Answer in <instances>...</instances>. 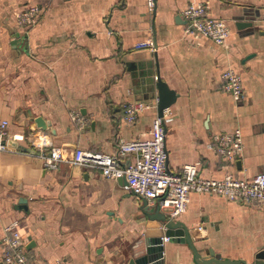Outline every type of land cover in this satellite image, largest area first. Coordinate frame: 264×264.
I'll use <instances>...</instances> for the list:
<instances>
[{
    "label": "crops",
    "instance_id": "1",
    "mask_svg": "<svg viewBox=\"0 0 264 264\" xmlns=\"http://www.w3.org/2000/svg\"><path fill=\"white\" fill-rule=\"evenodd\" d=\"M197 1L0 0V123L8 121L15 148L0 150V264L14 220L29 264H138V242L154 224L140 196L95 168L48 167L39 152L115 153L122 139L148 136L157 115L156 61L178 93L168 107V169L198 162L207 178L264 170V0H205L229 25L224 44L185 31L181 10ZM31 4L37 22L20 24L18 13ZM241 17L251 25L237 27ZM147 40L151 47H135ZM226 68L241 76L240 98L223 86ZM135 100L147 106L127 121L124 105ZM38 115L47 129L36 126ZM236 128L244 145L228 162L211 144ZM176 218L203 255L211 247L250 258L264 247V205L192 192ZM162 249L161 264H198L187 243L165 239Z\"/></svg>",
    "mask_w": 264,
    "mask_h": 264
},
{
    "label": "built area",
    "instance_id": "2",
    "mask_svg": "<svg viewBox=\"0 0 264 264\" xmlns=\"http://www.w3.org/2000/svg\"><path fill=\"white\" fill-rule=\"evenodd\" d=\"M149 4L153 5L154 0H149ZM38 14L37 4H31L18 13L19 23L32 25L37 22ZM181 15L185 20L187 33L203 34L219 44L226 42L230 33L229 25L224 18L210 13L205 0L188 4L181 10ZM148 46H152L151 40L135 44L136 48ZM222 78L224 88L235 98H240L243 93L240 74L233 68H226ZM145 106L147 104L139 100L126 103L125 120H135ZM169 118L167 107L162 116L157 114L154 117L148 136L122 139L115 153L76 148L70 156L66 155L63 147L53 146L49 152L40 149L39 155L48 167H56L61 161H69L95 168L110 178L124 176V186L128 191L147 198L150 205L158 203L164 212L174 218L186 210L192 192L218 194L231 201L264 205V170L250 178L238 177L232 172L222 178L203 177L198 173V162L186 163L177 171L169 170L166 149V123ZM7 124V120L0 123V150L15 149L8 141ZM243 145L242 132L238 128L216 133L211 144L215 152L228 162L236 159L242 152ZM16 224L17 221L14 220L6 226L11 234L5 238L3 263L29 264L24 242L20 234L14 231Z\"/></svg>",
    "mask_w": 264,
    "mask_h": 264
},
{
    "label": "water",
    "instance_id": "3",
    "mask_svg": "<svg viewBox=\"0 0 264 264\" xmlns=\"http://www.w3.org/2000/svg\"><path fill=\"white\" fill-rule=\"evenodd\" d=\"M251 23L250 20H244L243 17L236 20V26L239 28L251 25ZM155 43L154 46L156 45ZM156 66V78L153 79L150 90H155L157 92V114L162 116L163 110L176 100L178 93L160 77L157 61ZM34 119L37 127L42 129L48 128L49 124L42 116L38 115ZM118 180L122 184L126 183V178L124 176L118 177ZM140 198L141 210L147 219L152 222L154 221V224L146 230L145 236L138 242L140 246L142 245L138 254H136L137 258L135 260L138 264H161L162 248L165 239L187 243L198 264H264V247L253 253L250 258L222 257L211 247L207 248L205 255H203L196 246L195 240L192 238V231L182 220L168 215L160 208L158 203L152 206L149 204L147 198L143 196H140ZM133 260L134 259H132L131 262H133Z\"/></svg>",
    "mask_w": 264,
    "mask_h": 264
}]
</instances>
